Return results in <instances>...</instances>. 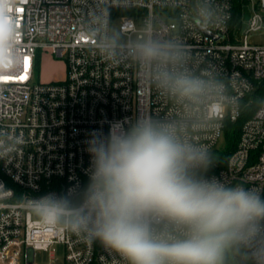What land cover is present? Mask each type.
Here are the masks:
<instances>
[{"label": "built area", "instance_id": "2783aa9c", "mask_svg": "<svg viewBox=\"0 0 264 264\" xmlns=\"http://www.w3.org/2000/svg\"><path fill=\"white\" fill-rule=\"evenodd\" d=\"M242 1L251 4L246 30L243 17L241 27L232 23L235 0H0V20L7 5V19L15 26L13 45L0 48V133L21 140L10 162L0 160V264L29 263L35 252L55 245L64 247V264H127L98 241L42 227L27 200L83 186L89 133L107 132L125 118L182 124L186 139L212 152L227 123L241 118L264 82V44L248 42L249 34L264 31V0ZM201 7L214 13L206 27L197 15ZM116 20L119 32L113 33ZM105 35L118 40L111 58L98 44ZM146 35L178 43L184 53L178 70L225 82L238 110L229 105L216 119L211 95L192 103L161 89L129 54L133 42ZM47 55L64 62L62 80H37ZM262 101L264 94L225 165L215 163L208 176L264 194Z\"/></svg>", "mask_w": 264, "mask_h": 264}, {"label": "clouds", "instance_id": "9594fccd", "mask_svg": "<svg viewBox=\"0 0 264 264\" xmlns=\"http://www.w3.org/2000/svg\"><path fill=\"white\" fill-rule=\"evenodd\" d=\"M7 8L0 20L5 49L15 39ZM213 14L210 7L198 9L202 27ZM98 44L111 58L118 40L105 35ZM129 54L173 96L196 103L211 95L214 118L229 105L238 110L225 82L178 70L184 59L178 43L146 35L133 42ZM85 143L89 167L83 186L27 200L42 227L98 241L127 264H224L225 254L240 248L251 250L255 264H264V194L209 177L213 153L186 139L182 124L137 115L112 122L107 132L93 130ZM20 144L18 137L0 133V160L10 162Z\"/></svg>", "mask_w": 264, "mask_h": 264}, {"label": "rangeland", "instance_id": "374dc122", "mask_svg": "<svg viewBox=\"0 0 264 264\" xmlns=\"http://www.w3.org/2000/svg\"><path fill=\"white\" fill-rule=\"evenodd\" d=\"M243 22L244 30L247 29L248 21L251 17V4H244L243 9ZM113 33L119 32V20L113 22ZM248 42L254 44H264V31L258 33H251L248 37ZM65 76V64L61 60L54 59L47 55L40 65L38 71L37 80L41 82H52L62 80ZM226 143L224 134L214 147L212 152H221L225 149ZM54 253V259L51 258V254ZM241 261H245L247 264H252L250 254L245 248L233 249L225 254L224 264H241ZM21 264H25L23 259ZM33 264H64V247L62 245H55L47 252H36L35 261Z\"/></svg>", "mask_w": 264, "mask_h": 264}, {"label": "trees", "instance_id": "16d2710c", "mask_svg": "<svg viewBox=\"0 0 264 264\" xmlns=\"http://www.w3.org/2000/svg\"><path fill=\"white\" fill-rule=\"evenodd\" d=\"M244 4L245 2L242 0H235L234 2L232 23L234 25H237L238 27H241ZM263 94H264V82L253 94V103L244 109L241 118L235 123H231V122L227 123L224 129V138H225L226 147L221 152H212L215 157L214 165L211 168V170L207 172V175L216 171L217 168L215 167V163H219L221 167L225 165L228 158L235 150L237 143L240 139L242 125L255 112Z\"/></svg>", "mask_w": 264, "mask_h": 264}, {"label": "crops", "instance_id": "0c3cea01", "mask_svg": "<svg viewBox=\"0 0 264 264\" xmlns=\"http://www.w3.org/2000/svg\"><path fill=\"white\" fill-rule=\"evenodd\" d=\"M37 252H38V251H37ZM41 252H43V251H41ZM35 257H36V252H35V254H34V259L31 260L29 263H25V264H33L34 261H35ZM54 257H55V256H54V253H52V254H51V258L54 259Z\"/></svg>", "mask_w": 264, "mask_h": 264}]
</instances>
